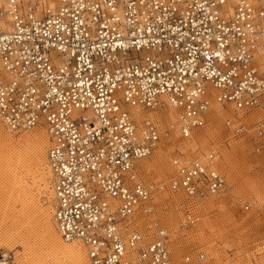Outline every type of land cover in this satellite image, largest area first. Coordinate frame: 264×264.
<instances>
[{"label": "built area", "instance_id": "2783aa9c", "mask_svg": "<svg viewBox=\"0 0 264 264\" xmlns=\"http://www.w3.org/2000/svg\"><path fill=\"white\" fill-rule=\"evenodd\" d=\"M228 105L253 113H234L224 125L241 136L252 122L259 149L264 8L249 0L0 4V121L10 132L46 128L52 220L90 264H203L202 251L174 261L166 227L143 220L158 194L179 193L180 227L195 226L200 201L226 186L218 152L176 150L168 181H144L140 166L165 136L150 113L171 108L188 140L211 109ZM135 107L145 115L136 118Z\"/></svg>", "mask_w": 264, "mask_h": 264}, {"label": "rangeland", "instance_id": "374dc122", "mask_svg": "<svg viewBox=\"0 0 264 264\" xmlns=\"http://www.w3.org/2000/svg\"><path fill=\"white\" fill-rule=\"evenodd\" d=\"M35 1L39 7L54 5L53 3L50 6L49 0ZM250 1L255 6L264 8V0ZM223 108L231 110L233 114L219 116L217 123L210 122L207 115L206 124L200 129L211 132L207 134V141L203 146L204 142L194 143V136L189 141L186 140L187 142L180 138L175 126V115L171 114V120L165 121L149 114L165 135L160 142L166 145L162 153L165 163L154 162L156 151L161 145L159 144L148 158L141 161L140 171L144 181H168L174 175L170 160L176 150L187 157H202L216 151L217 167L226 177V186L221 192L200 201L199 220L193 227H180L183 211L177 204L184 196L179 193L158 194L154 199L153 214L143 221L146 223L145 228L153 226L155 221L166 227L170 234L171 256L176 262L188 252L202 251L206 255L203 264H264V140L259 149L251 143L252 122L248 123L246 134L234 136L225 127L224 119L233 117L234 113L245 119L254 115H244L242 111L239 115L232 111L230 105ZM156 111L175 114L169 107ZM38 128L44 129L43 126H38L29 131L10 132L0 121V260L6 259V264L53 262L49 253V237H46L48 234L45 230V220L48 218L56 231L52 220L50 173L46 172V187L40 185L39 175L30 165L31 160L26 157L17 160L7 149L8 142L17 143L23 136L39 130ZM173 130L176 134H173ZM47 147L48 142L45 155ZM21 183L25 184L22 190L19 188ZM19 197H22L21 200ZM136 221L138 224L143 222ZM153 230L152 227L148 232Z\"/></svg>", "mask_w": 264, "mask_h": 264}, {"label": "bare ground", "instance_id": "6f19581e", "mask_svg": "<svg viewBox=\"0 0 264 264\" xmlns=\"http://www.w3.org/2000/svg\"><path fill=\"white\" fill-rule=\"evenodd\" d=\"M3 1L4 0L0 1V4H2ZM53 3L55 5V1L54 0H49L50 6H52ZM230 111L231 110H228L227 108L224 109V108L215 106L213 109H211L209 111L208 120H211L210 122L217 123L216 121H218L217 119L219 118V116H221V115L222 116H226V115H228V116L230 115L231 116L233 113L230 112ZM131 112L138 119L143 117V115H145L144 110H142L141 108H138V107L131 108ZM156 112L155 113H151V116H153L155 118H158V120L169 121L173 117V116H171V114L175 115V114H173L171 112L169 113V112H165V111H160V112H157V113ZM238 114L240 115L241 112L238 111ZM251 114H253V113H251ZM210 124L211 123H209V126H211ZM40 126H42V125H40ZM210 132H211V130L210 131H205V129H194L193 133H192V136H194V138H193L194 139V143L204 142V143H202V146H203V144H205V141H207L206 140L207 139L206 138L207 134H209ZM174 133H175V130H173V134ZM192 136H191V138H192ZM23 137L24 138H22L17 143L12 142V141L8 142V146L9 147L7 148V146H5V148H7L9 150V152H11L17 158V160L25 159V157L28 158V160H31L30 162L32 164L30 163V165H32L35 168L36 172L39 175V182H40L39 184L40 185H44V187H46L45 186V185H47V183L45 184L46 172L50 173V170H49L48 165H47V158H46V155H45V146H46V144L48 142V133L46 131V128L44 127V129L36 130V131H34V132L30 133V134H27L26 136H23ZM189 139H188V141H189ZM190 144H192V143H190ZM186 146L189 149V146L188 145H186ZM165 147H166V145L162 143L160 145V147L157 149L156 157H155V161H154L155 163L161 164V162L163 161L162 153L166 149ZM162 163H165V162L163 161ZM30 165L28 164V166H30ZM46 168H47V171H45ZM50 179H51V174H50ZM21 184L22 185L19 188H21V190H22V187H25V184H23V183H21ZM50 187H51V183H50ZM50 190H52V188ZM24 193H25V191H24ZM21 198H20V200H21ZM45 216H46V214H45ZM46 219L47 220H45V227H46L45 230H46V232L48 234V236H46V237L47 238L49 237V244H48L49 248H50L49 253H50V255H52V258H53V259L51 258L53 260V262L51 264H90V262H89V260H88V258L86 256L85 250L81 246V244L80 243L77 244V242H68L67 243L66 241H64L60 237V235L58 234L57 230L55 231L54 227L49 223L48 218H46ZM2 257H4V256H2ZM5 263L6 262L4 260H0V264H5ZM177 263H179V262H177Z\"/></svg>", "mask_w": 264, "mask_h": 264}]
</instances>
